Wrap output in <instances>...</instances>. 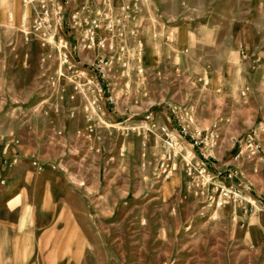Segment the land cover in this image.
I'll return each instance as SVG.
<instances>
[{
	"label": "rangeland",
	"instance_id": "1",
	"mask_svg": "<svg viewBox=\"0 0 264 264\" xmlns=\"http://www.w3.org/2000/svg\"><path fill=\"white\" fill-rule=\"evenodd\" d=\"M0 1V142L41 155L56 137L60 170L102 192L87 198L89 259L71 264H264V239L242 240V206L214 214L189 175L195 201L162 196L188 150L200 161L199 147L183 141L173 174L153 185L162 128L178 136L173 108L192 109L200 129L219 123L212 161L235 159L264 122V0ZM46 4L52 24L38 30ZM90 31L97 45L83 48ZM239 161L264 177V161Z\"/></svg>",
	"mask_w": 264,
	"mask_h": 264
},
{
	"label": "crops",
	"instance_id": "2",
	"mask_svg": "<svg viewBox=\"0 0 264 264\" xmlns=\"http://www.w3.org/2000/svg\"><path fill=\"white\" fill-rule=\"evenodd\" d=\"M54 139L41 155L15 141L0 142V264H71L89 259L91 243L85 229L96 227V223L86 224L90 208L87 198L92 195L96 199L102 192L95 188L86 192L74 183L69 172L60 170L61 146ZM207 163L216 180L228 187L238 185L243 177L253 180L261 212L245 217L242 240L257 246L264 239V177L232 157ZM235 170L237 173L228 178L227 174ZM79 177L77 180L101 181L96 173H81ZM161 190L164 199L175 198L178 202L195 201L198 193L182 163L177 173L161 184ZM229 210L222 209L225 218ZM205 259L210 261L207 264H220L221 257Z\"/></svg>",
	"mask_w": 264,
	"mask_h": 264
},
{
	"label": "built area",
	"instance_id": "3",
	"mask_svg": "<svg viewBox=\"0 0 264 264\" xmlns=\"http://www.w3.org/2000/svg\"><path fill=\"white\" fill-rule=\"evenodd\" d=\"M28 4L34 3L35 1L42 0H24ZM55 1V0H54ZM57 1V0H56ZM45 5L42 20L37 24L38 30H41L43 26L49 30L52 24V14H50L51 9ZM25 19V17H24ZM51 32V31H50ZM51 37L49 41H52L54 34L51 32ZM86 43L81 44L83 48L92 49L97 45L95 31L88 32L86 36ZM64 40H61L60 45L62 48H67L66 44H63ZM99 43V42H98ZM67 61V53H63L62 56ZM102 68L104 69V59L102 60ZM105 75V72H101ZM173 112L179 121L178 136L173 134L167 127H163L162 131L165 135V154L159 159L156 167V173L154 174L153 185L156 181L162 178H169L175 167V158L180 153L182 149V142L187 141L192 146V148L199 147V157L200 161L196 160L192 151L188 150L186 152V162L185 167L187 169L188 175L193 178L195 184H197L202 190H209V192L203 191L208 207H212L214 214H217L218 210L226 207L229 204H237L242 206L243 216H249L251 213L257 211V203L253 190V183L247 179L242 178L239 184L234 187H228L226 184L218 182L216 176L213 174L208 166L209 161L214 159L213 149L218 144L220 140V125L219 123L212 124L209 128L200 129L195 125L196 119L195 115L189 107H185L180 110H175ZM264 133V122L259 123L253 128H251L242 140L239 141V148L235 154L236 160L248 159L250 161L260 160L264 161V148L261 143V135ZM237 173L233 171L228 173L227 177L232 178ZM235 219V218H234Z\"/></svg>",
	"mask_w": 264,
	"mask_h": 264
}]
</instances>
